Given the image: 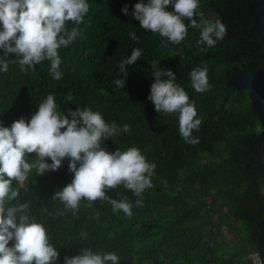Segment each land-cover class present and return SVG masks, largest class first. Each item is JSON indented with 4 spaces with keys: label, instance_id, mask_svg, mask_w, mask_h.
<instances>
[{
    "label": "trees",
    "instance_id": "16d2710c",
    "mask_svg": "<svg viewBox=\"0 0 264 264\" xmlns=\"http://www.w3.org/2000/svg\"><path fill=\"white\" fill-rule=\"evenodd\" d=\"M87 2L90 9L84 20L88 26H78L84 39L77 38L59 50L62 79H53L48 61L26 72L20 71L18 63L9 64L6 73L0 72V122L11 126L20 117L30 120L50 93L65 114L69 108L91 107L108 123L121 128L130 125L129 133L107 138L101 146L109 152L139 148L156 164L154 187L144 193L143 207L133 208L130 218L113 213L111 205L100 201L91 206L82 201L77 217L68 212L53 218L43 209L53 215L63 210V204L51 197L72 181L69 160L42 176L33 170L27 190L20 188L18 202H30L31 214L49 228L60 253L56 264H64L65 256L77 255L87 246L116 252L121 257L119 264H253L249 255L257 250L261 234L257 222L264 211L254 155L260 122L248 91L230 86L228 74L261 65L263 44L250 32L256 0H200L199 11L205 18L219 17L227 27L223 40L204 54L196 43L199 29L190 28L179 45L145 32L132 15L138 0ZM125 5L127 15L121 11ZM130 32L136 33L139 43L130 38ZM134 48L142 49V56L128 66L124 77L119 64ZM205 65L211 89L197 93L189 73ZM161 68L176 73V83L195 103L197 118L202 120L199 131L193 132L199 137L195 145L186 144L180 136L176 114L157 113L148 100L155 80L152 73ZM124 78V88L113 83ZM69 94L72 101L65 100ZM117 192L136 199L122 187L108 195L119 198ZM84 229L88 239L81 242L79 233ZM225 230L232 236L234 251L225 249L221 238Z\"/></svg>",
    "mask_w": 264,
    "mask_h": 264
},
{
    "label": "clouds",
    "instance_id": "9594fccd",
    "mask_svg": "<svg viewBox=\"0 0 264 264\" xmlns=\"http://www.w3.org/2000/svg\"><path fill=\"white\" fill-rule=\"evenodd\" d=\"M89 9L87 0H0V51L3 52L0 72L6 73L9 64L15 63L21 72H26L48 61L53 79H62L59 50L77 38L84 39V31L78 26H88L84 18ZM199 9L200 0H138L132 15L145 32L158 34L175 45L186 39L190 28L199 29L196 43L198 51L204 54L223 40L227 27L219 17L205 18ZM121 11L127 15V5ZM69 23L74 26L69 28ZM129 36L139 43L135 32ZM10 56L18 59L10 60ZM141 56L142 49L134 48L120 62L124 77L128 75V66ZM151 65L155 68L156 62ZM152 75L155 80L148 100L154 104L155 111L166 116L176 114L184 142L199 143L193 132L199 131L202 120L197 118V108L186 90L176 83V73L161 68ZM189 75L195 92L210 91L206 65L193 68ZM113 83L124 88L126 81L116 79ZM72 99L71 94L65 98ZM121 132L129 133L130 125L121 128L115 122L108 123L102 113L91 107L69 108L65 114L51 93L39 102L30 120L20 117L11 126L0 122V264H56L59 258L49 228L31 214L30 202H18L20 188L27 190L33 170L42 176L60 169L64 159L69 160L68 170L74 174L72 181L54 191L51 197L63 204V210L53 215L46 207L43 209L53 218L68 212L77 217L82 201L89 206L96 201L107 202L113 213L122 212L129 218L133 208L143 207L144 193L154 187L152 176L156 164L148 161L137 147L109 152L101 146L105 139ZM31 154L35 156L29 159ZM120 187L136 199L133 201L121 192L116 194L119 198L108 195ZM95 215L98 217L100 213L97 211ZM87 239V230H81L78 240ZM249 258L253 264H264L258 251L250 253ZM120 259L114 251L101 252L87 246L80 248L77 255L65 256L64 264H119Z\"/></svg>",
    "mask_w": 264,
    "mask_h": 264
},
{
    "label": "water",
    "instance_id": "95a60500",
    "mask_svg": "<svg viewBox=\"0 0 264 264\" xmlns=\"http://www.w3.org/2000/svg\"><path fill=\"white\" fill-rule=\"evenodd\" d=\"M250 32L259 36L264 48V0H256V11ZM228 84L235 90L246 89L250 96L252 107L260 122V130L254 140L255 163L258 171V184L264 197V54L261 65L246 70H232L228 74ZM260 230L257 250L264 259V211L257 222Z\"/></svg>",
    "mask_w": 264,
    "mask_h": 264
},
{
    "label": "rangeland",
    "instance_id": "374dc122",
    "mask_svg": "<svg viewBox=\"0 0 264 264\" xmlns=\"http://www.w3.org/2000/svg\"><path fill=\"white\" fill-rule=\"evenodd\" d=\"M106 149V148H105ZM107 150V149H106ZM223 240H225V249L234 251V246H233V239L232 236L229 232L226 230L224 231L223 235L221 236Z\"/></svg>",
    "mask_w": 264,
    "mask_h": 264
}]
</instances>
